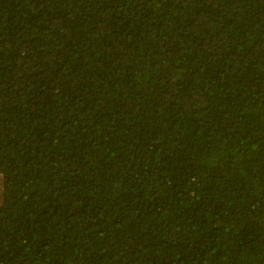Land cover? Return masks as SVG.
Returning a JSON list of instances; mask_svg holds the SVG:
<instances>
[{
    "label": "trees",
    "instance_id": "16d2710c",
    "mask_svg": "<svg viewBox=\"0 0 264 264\" xmlns=\"http://www.w3.org/2000/svg\"><path fill=\"white\" fill-rule=\"evenodd\" d=\"M0 264H264V0H0Z\"/></svg>",
    "mask_w": 264,
    "mask_h": 264
}]
</instances>
